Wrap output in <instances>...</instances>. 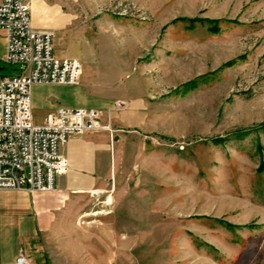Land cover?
Returning a JSON list of instances; mask_svg holds the SVG:
<instances>
[{
    "label": "rangeland",
    "instance_id": "obj_1",
    "mask_svg": "<svg viewBox=\"0 0 264 264\" xmlns=\"http://www.w3.org/2000/svg\"><path fill=\"white\" fill-rule=\"evenodd\" d=\"M26 2L50 11L56 57L83 66L80 86L41 97L126 105L111 176L80 200L95 213L76 220L75 259L264 264V0ZM1 32L0 78L19 76Z\"/></svg>",
    "mask_w": 264,
    "mask_h": 264
},
{
    "label": "built area",
    "instance_id": "obj_2",
    "mask_svg": "<svg viewBox=\"0 0 264 264\" xmlns=\"http://www.w3.org/2000/svg\"><path fill=\"white\" fill-rule=\"evenodd\" d=\"M0 30L6 34L4 61L24 65L21 75L0 78V191L53 192L69 169L61 147L76 135L113 130L102 111L85 108L61 107L36 125L33 87L78 86L82 63L56 57L54 33L32 27L26 0H0ZM0 264L35 263L20 251L14 262Z\"/></svg>",
    "mask_w": 264,
    "mask_h": 264
},
{
    "label": "crops",
    "instance_id": "obj_3",
    "mask_svg": "<svg viewBox=\"0 0 264 264\" xmlns=\"http://www.w3.org/2000/svg\"><path fill=\"white\" fill-rule=\"evenodd\" d=\"M49 9H51L50 6ZM50 17V11L41 7V3L38 9L32 6L31 24L34 29L41 31L50 29L48 31L53 32V21L49 23ZM1 33L4 38L2 53V60H4L6 34L4 31ZM61 87L76 86L37 85L33 87V118L34 120L38 118V125H42L47 115L61 107L74 108L61 103L56 97H41L42 89ZM99 103L105 104L107 111L100 108H77L106 111L108 115L106 118L104 116L103 123L110 125L113 132L99 131L82 136L76 135L62 146L61 154L68 161L69 169L65 174L57 177L53 192L0 191V263L14 262L19 252L23 251L35 264H102L97 259L98 254L78 262L75 257H80L83 251L81 248L74 247L77 218L81 214L89 217L90 214L95 213L82 208L80 200L92 192H102L105 182L111 176V168L116 163L110 144V133L116 132L112 115L124 113V111L117 110L115 106L107 102L99 101ZM124 117L123 115L115 118V122L122 123ZM126 125H130L129 122ZM13 199H18L25 204V221L16 222L10 217Z\"/></svg>",
    "mask_w": 264,
    "mask_h": 264
},
{
    "label": "bare ground",
    "instance_id": "obj_4",
    "mask_svg": "<svg viewBox=\"0 0 264 264\" xmlns=\"http://www.w3.org/2000/svg\"><path fill=\"white\" fill-rule=\"evenodd\" d=\"M97 192H100V191H97ZM110 204H111V201L109 200V201H108V205H110Z\"/></svg>",
    "mask_w": 264,
    "mask_h": 264
}]
</instances>
